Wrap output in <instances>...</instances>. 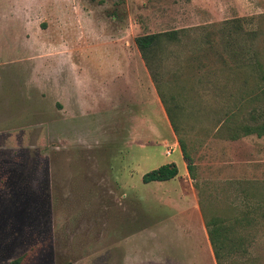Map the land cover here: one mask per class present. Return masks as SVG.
Here are the masks:
<instances>
[{
    "label": "rangeland",
    "instance_id": "obj_1",
    "mask_svg": "<svg viewBox=\"0 0 264 264\" xmlns=\"http://www.w3.org/2000/svg\"><path fill=\"white\" fill-rule=\"evenodd\" d=\"M178 29L151 68L192 177L133 42ZM263 120L264 0H0V264H216L212 216L222 264H264V135H228Z\"/></svg>",
    "mask_w": 264,
    "mask_h": 264
},
{
    "label": "trees",
    "instance_id": "obj_2",
    "mask_svg": "<svg viewBox=\"0 0 264 264\" xmlns=\"http://www.w3.org/2000/svg\"><path fill=\"white\" fill-rule=\"evenodd\" d=\"M187 35V31L184 29L178 30H166L154 33H145L136 35L133 38L134 45L142 59L151 81L157 91V84L155 75L151 68V63L155 59L156 54L167 44L178 42L182 37ZM158 98L165 112L169 125L176 135V142L180 151L181 157L185 163L186 171L189 177H192L193 163L189 156L185 143L178 135V129L172 118L170 109L166 106L163 98L157 91ZM228 135L231 139H234L240 135L255 134L256 136L264 135V120L260 123L253 125L232 124L229 126ZM177 174L176 165L173 162H168L157 166L141 175V181L147 183L150 181H165L173 178ZM264 215V208L262 210ZM204 227L208 243L210 245L213 258L216 264H222V252L226 248V241H231L228 237L229 225L226 224L223 218L212 216L204 220ZM25 254H21L14 259L10 260L7 264H22Z\"/></svg>",
    "mask_w": 264,
    "mask_h": 264
},
{
    "label": "crops",
    "instance_id": "obj_3",
    "mask_svg": "<svg viewBox=\"0 0 264 264\" xmlns=\"http://www.w3.org/2000/svg\"><path fill=\"white\" fill-rule=\"evenodd\" d=\"M144 75H146V79H147V80L144 79L146 81V84L144 86L142 85V78L139 76V72L132 73L130 71L129 72L125 71L124 74L122 75V77H119L116 81H117V83L123 82L125 84V87H127V86H129L131 84L132 87L135 89V91H137L139 89H143V90L147 91V93L156 100V103H157L156 106L157 105L159 106V101L157 99L155 91H153V87L151 85L152 83L148 79V74L144 72ZM144 75H143V77H144ZM147 84H149L150 87L147 86ZM127 89H129V87H127ZM122 106H119V103H118L117 106H116V109L120 110V108ZM136 106H137L136 103H132L130 101L125 103V106L123 107V109L126 110L125 114H127L129 112L130 116H132L135 119V121L136 120L138 121L141 118L139 124L148 125L149 124V120H148L147 115L146 114H142L141 112H139L137 110ZM138 112H139V115L137 116L136 114ZM174 145H176V143H174Z\"/></svg>",
    "mask_w": 264,
    "mask_h": 264
},
{
    "label": "built area",
    "instance_id": "obj_4",
    "mask_svg": "<svg viewBox=\"0 0 264 264\" xmlns=\"http://www.w3.org/2000/svg\"><path fill=\"white\" fill-rule=\"evenodd\" d=\"M170 151H166L165 153L168 155Z\"/></svg>",
    "mask_w": 264,
    "mask_h": 264
}]
</instances>
